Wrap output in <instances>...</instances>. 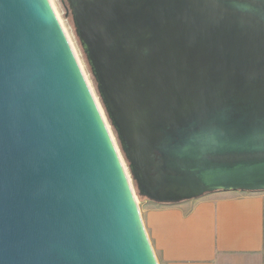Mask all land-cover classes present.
<instances>
[{
  "label": "water",
  "instance_id": "water-1",
  "mask_svg": "<svg viewBox=\"0 0 264 264\" xmlns=\"http://www.w3.org/2000/svg\"><path fill=\"white\" fill-rule=\"evenodd\" d=\"M67 1L142 196L264 191V0ZM0 264H159L50 0H0Z\"/></svg>",
  "mask_w": 264,
  "mask_h": 264
},
{
  "label": "crops",
  "instance_id": "crops-1",
  "mask_svg": "<svg viewBox=\"0 0 264 264\" xmlns=\"http://www.w3.org/2000/svg\"><path fill=\"white\" fill-rule=\"evenodd\" d=\"M142 217L159 264H264V191L146 202Z\"/></svg>",
  "mask_w": 264,
  "mask_h": 264
},
{
  "label": "rangeland",
  "instance_id": "rangeland-1",
  "mask_svg": "<svg viewBox=\"0 0 264 264\" xmlns=\"http://www.w3.org/2000/svg\"><path fill=\"white\" fill-rule=\"evenodd\" d=\"M50 3L66 33V36L72 46V49L76 55V58L78 59V62L80 64V67L86 77V80L92 90V93L96 99V102L99 106V109L102 113V116L107 124V127L109 129V132L112 136V139L116 145V148L118 150V153L120 155V158L122 160V163L124 165V168L126 170L128 179L130 181V184L132 186L134 195L136 197L137 204L140 208V212L142 215V210L144 209V205L146 202H153L146 196H142L139 192L136 180L132 174L131 168H130V162L127 160L126 153L124 152L122 148L121 141L118 136V132L115 129V127L112 124V121L107 113V110L105 108V105L102 101V97L99 93L98 87H97V81L93 75L92 67L89 63L88 57L83 49L81 40L77 33V28L75 24V20L73 17L72 10L70 8V4L67 0L63 2V0H50Z\"/></svg>",
  "mask_w": 264,
  "mask_h": 264
},
{
  "label": "trees",
  "instance_id": "trees-1",
  "mask_svg": "<svg viewBox=\"0 0 264 264\" xmlns=\"http://www.w3.org/2000/svg\"><path fill=\"white\" fill-rule=\"evenodd\" d=\"M94 77H95V76H94ZM95 79H96V77H95ZM96 81H97V79H96ZM97 87H98V90H99V93H100V89H99L98 81H97ZM100 95H101V93H100ZM101 97H102V96H101ZM102 101H103V103H104V105H105V108H106V110H107V113H108V115H109L108 109H107V107H106V104H105L103 98H102ZM109 117H110V115H109ZM110 119H111V118H110ZM111 121H112V120H111ZM127 160L129 161L128 158H127ZM129 162H130V161H129Z\"/></svg>",
  "mask_w": 264,
  "mask_h": 264
}]
</instances>
